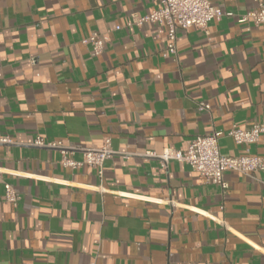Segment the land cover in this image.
<instances>
[{
    "label": "crops",
    "instance_id": "0c3cea01",
    "mask_svg": "<svg viewBox=\"0 0 264 264\" xmlns=\"http://www.w3.org/2000/svg\"><path fill=\"white\" fill-rule=\"evenodd\" d=\"M211 2L236 16L179 30L172 55L165 25L126 26L158 0H0V133L12 141L0 145V264H264L263 172L226 171L223 190L146 154L264 123V23L236 22L264 0ZM93 32L99 54L81 42ZM36 136L84 148L109 137L113 153L101 174L71 168Z\"/></svg>",
    "mask_w": 264,
    "mask_h": 264
},
{
    "label": "built area",
    "instance_id": "2783aa9c",
    "mask_svg": "<svg viewBox=\"0 0 264 264\" xmlns=\"http://www.w3.org/2000/svg\"><path fill=\"white\" fill-rule=\"evenodd\" d=\"M236 16L232 11L216 5L211 0H158V6L145 15H132L126 23L127 27H140L144 23H159L167 28V51L177 55L176 39L177 32L181 29L196 28L206 30L209 22L219 20L222 17L232 18ZM238 23L251 22L255 25L264 23V4L259 2L255 9L249 10L236 18ZM119 29L120 26H116ZM83 44H89L94 54H99L103 48V40L100 35L93 32L81 40ZM34 63L35 59H31ZM210 105L205 102L198 104L199 110H209ZM231 137L234 143L244 148L239 155H227L220 151L218 140L221 136ZM264 123H254L249 129L232 127L226 132L215 131L206 136L195 137L184 150L164 148L160 153L148 152V156L159 160L160 165L165 168L169 161L183 162L193 170L200 173L205 181L216 184L226 190L228 183L224 180L226 171H236L244 175L255 172L264 173V155H253L250 153V145L263 141ZM11 139L0 133V145L10 144ZM32 144L37 147L56 149L62 158L63 166L77 168L83 164L98 169L101 167L113 150L110 147V138L105 137L102 144L96 148H84L73 144H63L61 141L47 140L42 136H36ZM80 152V161L72 160L69 155ZM264 154V148H263ZM4 198L13 205L17 204L18 194L9 183L4 184Z\"/></svg>",
    "mask_w": 264,
    "mask_h": 264
}]
</instances>
